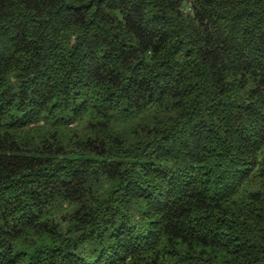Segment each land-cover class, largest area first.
Wrapping results in <instances>:
<instances>
[{
    "label": "trees",
    "instance_id": "obj_1",
    "mask_svg": "<svg viewBox=\"0 0 264 264\" xmlns=\"http://www.w3.org/2000/svg\"><path fill=\"white\" fill-rule=\"evenodd\" d=\"M0 264H264V0H0Z\"/></svg>",
    "mask_w": 264,
    "mask_h": 264
}]
</instances>
